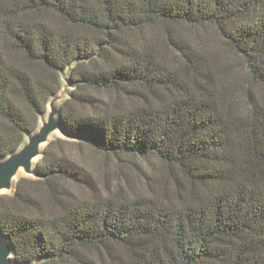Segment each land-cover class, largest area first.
I'll use <instances>...</instances> for the list:
<instances>
[{"label": "trees", "instance_id": "trees-1", "mask_svg": "<svg viewBox=\"0 0 264 264\" xmlns=\"http://www.w3.org/2000/svg\"><path fill=\"white\" fill-rule=\"evenodd\" d=\"M66 73L71 138L0 196L17 263L264 264V0H0V159ZM87 150L163 174L113 188Z\"/></svg>", "mask_w": 264, "mask_h": 264}, {"label": "water", "instance_id": "water-1", "mask_svg": "<svg viewBox=\"0 0 264 264\" xmlns=\"http://www.w3.org/2000/svg\"><path fill=\"white\" fill-rule=\"evenodd\" d=\"M61 96L54 97L49 102L46 120L42 121L39 129L28 135V142L18 151L5 159H0V196L6 192H14L16 178L23 170L27 175L37 177V164L45 154V148L52 137L59 133L63 137L71 138L65 131L59 118L57 103ZM0 264H19L15 260L11 244L0 234ZM29 264H40L39 261Z\"/></svg>", "mask_w": 264, "mask_h": 264}, {"label": "rangeland", "instance_id": "rangeland-1", "mask_svg": "<svg viewBox=\"0 0 264 264\" xmlns=\"http://www.w3.org/2000/svg\"><path fill=\"white\" fill-rule=\"evenodd\" d=\"M228 61L230 62V64L232 63L233 66L236 64L238 66H240V61L238 59L236 61V60H234V58H231ZM66 76H68V73H66V75L63 77V88H62L61 92L57 96H55V97L61 96V100L57 103L58 110H59V106L64 101H66L67 99L70 98L71 93L75 89L73 87V85L69 82V80L66 78ZM48 111H49V107H48ZM46 118H47V115L41 119L40 126L42 125V121L46 120ZM61 139H69V138L63 137L59 133H56L52 137L50 143L55 142L57 140H61ZM27 142H28V136L26 137L24 144H26ZM61 149L64 150L65 152L70 151V147L66 146V145H64ZM89 154H91V153L87 150L86 155H88V156L86 158H83L85 160L86 166L92 170L95 177L99 178L101 180V182H102V178H104L103 173L105 172V174L107 175V179L110 182L109 184L113 188H116L119 184L123 188H125L127 186L126 181H129L130 185H137L140 182L146 181V176L149 178H152V180H154L152 184L156 185L155 182H157L158 179L160 178V176L163 174L160 166L156 163V161H154L152 159H151V161L150 160L146 161V160H142L139 158L131 159V160L126 159L125 162L121 163L119 167L115 166L112 161H108L107 167H105L102 171H96L98 168V164H104V162L106 160L103 159V157L94 158ZM79 155L81 157H83L81 154H79ZM40 160L41 159L38 160V163ZM131 163L136 164L137 167L141 168V169H137V171H131L129 168L130 166H133ZM117 172L120 173L119 177H117ZM21 178H35V177L29 176L23 170H21L19 175L17 176L15 182H17ZM102 184H103V182H102ZM5 194H12V192H6Z\"/></svg>", "mask_w": 264, "mask_h": 264}]
</instances>
